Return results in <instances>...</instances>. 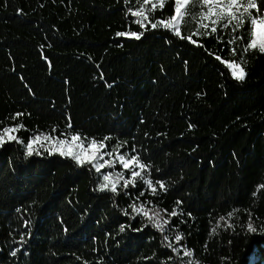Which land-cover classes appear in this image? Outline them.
I'll return each mask as SVG.
<instances>
[{
	"label": "trees",
	"instance_id": "obj_1",
	"mask_svg": "<svg viewBox=\"0 0 264 264\" xmlns=\"http://www.w3.org/2000/svg\"><path fill=\"white\" fill-rule=\"evenodd\" d=\"M136 6L0 0V128L25 126L16 133L24 143L0 147V264H264V54L244 56L248 75L238 81L222 62L241 58L231 55L228 34L221 44L182 22L194 45L163 28L144 30L127 13ZM171 14L166 0L152 19ZM125 31L144 35H117ZM243 43L234 45L238 53ZM69 117L88 137H111L117 152L134 146L149 158L151 178L167 191L146 192L141 201L177 211L166 227L176 226L185 239L178 244L173 231L167 234L193 257H184L183 247L179 255L167 248L159 230L144 227L146 218L125 215L137 192L100 191V174L43 148L26 154L32 136L70 131ZM245 209L256 233L247 231ZM28 231L12 257L19 233Z\"/></svg>",
	"mask_w": 264,
	"mask_h": 264
},
{
	"label": "snow or ice",
	"instance_id": "obj_2",
	"mask_svg": "<svg viewBox=\"0 0 264 264\" xmlns=\"http://www.w3.org/2000/svg\"><path fill=\"white\" fill-rule=\"evenodd\" d=\"M128 3L129 0H125V4ZM167 3L172 4V14L167 18H163L162 15L161 18H156L155 21L152 19L157 10L163 14L166 0H136L137 6L127 8V13L135 17L134 23L144 30H148L149 25L152 30L163 28L174 34L175 37L190 41L194 45L198 44V40L193 39V35L184 36L182 34V22L184 24L189 22L196 24V35L199 37H212L215 34L217 42L221 44L225 42L224 35L228 34L227 44L231 46L229 50L233 57L240 55L239 62L235 59L231 61L228 59L222 60L220 55H215V59L222 60L227 68L231 70L233 78L243 82L248 75L246 71L248 61L244 56L250 51H258L260 54H264V0H167ZM246 24L248 25L247 30H245ZM237 33L240 34L237 35ZM117 35L134 37L139 40L144 35V31H125L119 32ZM245 35L248 36V40L243 43ZM238 43H243L240 53L237 52V47L234 46ZM198 46L205 47L203 44ZM16 115L19 116L22 113ZM24 127L21 123L0 128V147L11 141L24 143L16 135ZM67 129L70 131L61 132L56 136L50 134L32 136L25 145L26 154L28 156L33 155L34 152L39 154L40 149L43 148L49 155L58 154L61 157L71 158L77 166L87 167L100 174L101 179L98 182L100 191L119 194V190H123L130 197L132 191L137 192L138 194L134 199H130L128 204L131 213L125 211V215L134 213L133 219L137 216L146 218L147 223L144 224V227L151 224L152 227L159 230L162 239L169 241L167 248L179 255L181 247H183V256L193 257L195 255L193 249L187 248L186 245L174 246L167 234L168 231H173V238L178 244L185 239L184 234L176 226L166 227L171 225V217L178 215L177 211L173 209L169 212L167 209L159 207L148 209L146 203L141 201V197H144L146 192L155 194L157 188L167 191V187L162 180L154 181L151 178L152 166L148 163L149 158L139 154L134 146L131 153L117 152L116 147H119V145L110 148L108 144L111 137H88L80 130L73 129L70 117L68 118ZM52 131L55 132L56 129L53 128ZM34 145H38V147L34 148ZM117 164L120 166V170H116ZM105 169L107 171H102ZM138 185L142 187L138 188ZM259 188L264 189V184L259 185ZM253 195L255 196L256 193L254 192ZM137 201L140 202L137 203ZM182 203V201H176L177 206ZM244 211L249 217L246 224L247 231L256 233L258 229L254 226L251 211L248 209ZM187 215L190 216L191 213L189 212ZM227 216L231 218L233 213L229 212ZM224 219V216L220 217V220ZM23 225L25 229H28L30 221L25 219ZM226 227L234 230L236 225L235 223H229ZM123 230L124 228L121 226V231ZM133 230L140 231L141 229ZM262 230H264V226H262ZM211 232L216 233L217 228H212ZM26 235L30 237L31 232L19 233L18 243L20 247L10 251L12 257H17V253L24 248L27 243L25 240ZM205 247H207V243ZM173 259L174 257L171 255L168 256V260ZM177 264H202V262L196 259L193 261H178Z\"/></svg>",
	"mask_w": 264,
	"mask_h": 264
},
{
	"label": "rangeland",
	"instance_id": "obj_3",
	"mask_svg": "<svg viewBox=\"0 0 264 264\" xmlns=\"http://www.w3.org/2000/svg\"><path fill=\"white\" fill-rule=\"evenodd\" d=\"M43 136V135H42ZM44 143H46V142H44ZM36 147H38V145H34V148H36ZM107 158V157H106ZM117 170V169H116ZM102 171H107V169H105V170H102Z\"/></svg>",
	"mask_w": 264,
	"mask_h": 264
}]
</instances>
